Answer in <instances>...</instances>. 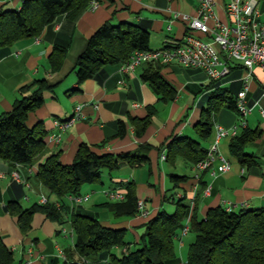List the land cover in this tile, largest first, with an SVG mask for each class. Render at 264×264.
<instances>
[{
  "label": "crops",
  "instance_id": "crops-1",
  "mask_svg": "<svg viewBox=\"0 0 264 264\" xmlns=\"http://www.w3.org/2000/svg\"><path fill=\"white\" fill-rule=\"evenodd\" d=\"M211 1L216 17L225 21V5L230 0ZM199 2L200 0H97L77 20L62 18L52 29L46 30L38 41L23 39L7 51H0V115L10 111L14 102L20 98V87L36 79L60 81L53 92L42 94L44 104L30 113L27 119L29 127L40 125L46 132L43 153L29 166L11 165L0 160V236L5 246L13 251L14 264H47L53 258L62 261L73 250L74 235L69 222L70 214L67 222L59 225L51 222L45 215L36 213L31 222V232L24 235L17 226V219L8 211H3L2 207L7 208L9 199L13 197H21L20 203L26 208L40 203L42 198L54 200L36 176L38 167L51 154H59V160L64 165L71 164L81 143L100 145L98 153L144 154L148 159L147 163L140 166L125 163L112 173L104 171L100 183L83 186L81 193L91 194V198L85 203L71 205L68 198L64 200L68 211L80 206L95 212L105 227L125 230L126 237L129 235L126 240L131 248L138 247L148 220L165 209L167 202L175 207L172 201L183 196L189 202L190 213L196 206L199 218H204L209 209L216 207L240 211L264 206V119L260 116L257 104L264 89V69L255 67L252 79L246 84L245 99L249 113L245 118V128L255 131L258 136L245 145L244 152L252 155L256 164L242 165L230 153L229 145L233 137H222L218 139V154L230 165V170L215 176L199 172L195 165L180 157L173 163L161 158L163 154L167 155L166 145L172 137L198 138L194 126L206 115L209 98V91L205 88L209 80L202 71L184 69L175 63L163 65L161 75L177 92L174 100L170 101L160 100L141 79L140 75L146 64L127 74L120 73L117 67H105L95 78L80 85L79 90L73 91L77 87L76 77H71L75 61L85 49L87 40L105 22L110 21L113 25L141 24L148 30L150 42L164 47L181 41L185 36L188 23L175 19V15L197 18ZM21 3L22 0H0V9H18ZM259 5L264 11V5L260 2ZM54 46L65 49L62 66L56 73L50 71L48 61ZM232 66L233 69L221 88L234 91L240 87L239 93L245 88V71L241 63L234 62ZM120 81L123 83H119ZM202 94H207L204 106L202 100L198 101ZM77 107H80L79 118L64 131H59L54 121L70 118ZM149 108L153 110L150 123L145 132L137 137L131 120L145 118ZM211 118L212 134L201 142L206 150L217 139V127L228 130L239 123L241 116L237 110L223 104L220 110L212 113ZM118 121L125 124L123 136L118 135ZM241 131L242 129L239 130ZM58 134L60 140L56 142L54 137ZM15 173L18 178L14 177ZM171 175L186 176L188 181L173 188ZM126 183H132L137 200L145 202L149 213L147 217L137 214L134 217H115L101 206L108 201L101 190L118 189ZM207 188L209 191L205 193ZM95 194L100 197L93 196ZM185 226L189 227V218L185 221ZM62 229L66 230L65 234L61 233ZM181 230L175 237V251L179 263H185L187 249L194 240V234L189 231L182 235ZM115 252L120 253L119 249H115ZM76 259L78 260L77 257ZM79 260L82 264L106 263L95 257Z\"/></svg>",
  "mask_w": 264,
  "mask_h": 264
},
{
  "label": "trees",
  "instance_id": "trees-1",
  "mask_svg": "<svg viewBox=\"0 0 264 264\" xmlns=\"http://www.w3.org/2000/svg\"><path fill=\"white\" fill-rule=\"evenodd\" d=\"M96 1L22 0L18 9H0V51H7L23 39L40 38L62 18L77 20ZM259 2L264 5V0ZM149 43V32L141 24L113 25L110 21L105 22L87 40L85 49L75 61L72 72L76 77L77 87L73 91L79 90L80 85L95 78L105 67L119 68L129 61L134 52L150 50ZM64 53V48L54 46L48 58L52 73L60 70ZM162 68L163 65L158 63L146 64L140 75L141 79L160 100H174L177 92L161 75ZM232 69L231 65L230 70ZM228 76L220 81H209L205 86L209 91L208 107L206 116L194 126L198 138L172 137L166 145L167 161L173 163L180 157L196 166L206 157L207 150L201 142L206 141L212 134V113L220 110L223 104L237 110L236 101L240 87L234 91L221 88ZM59 83V80L36 79L19 88L20 98L14 102L10 111L0 115L1 161L11 165L29 166L43 153L46 132L40 125L29 127L27 119L30 113L44 104L42 94L53 92ZM152 114L153 110L149 108L145 118L131 120L137 137L147 129ZM117 128L118 135L123 136L125 124L118 121ZM257 136L255 131L247 128L233 136L229 145L230 153L242 165L256 164L254 157L244 152V147ZM98 150H101L100 145L89 146L81 143L69 165H64L59 160V154L46 157L39 165L36 176L54 200L46 199L43 204L34 203L27 208L20 203L21 197H13L7 203L8 213L17 219V226L24 235L31 232V222L36 213L45 215L51 222L59 225L66 223L70 214L74 248L66 255V259L59 261L53 258L47 264H82L79 259L89 257L106 261L104 264H178L174 241L187 218L189 231L194 234V240L187 249V264H264V206L240 211H226L222 207H216L209 209L204 218H199L196 206L190 213L189 202L183 196L172 201L175 203L173 213L168 214L161 210L148 220L145 224L146 231L135 248H131L127 242L125 230L105 227L95 212L80 206L68 211L64 200L81 194L85 185L100 183L104 171L112 173L125 163L140 166L148 161L144 154L114 155L98 153ZM170 180L173 188H178L188 178L171 175ZM119 189L124 193V200H108L101 206L115 217H134L137 214L138 200L133 184H123ZM115 249H119L120 253H116ZM0 264H14L13 251L5 246L1 236Z\"/></svg>",
  "mask_w": 264,
  "mask_h": 264
},
{
  "label": "built area",
  "instance_id": "built-area-1",
  "mask_svg": "<svg viewBox=\"0 0 264 264\" xmlns=\"http://www.w3.org/2000/svg\"><path fill=\"white\" fill-rule=\"evenodd\" d=\"M225 16V21L219 20L215 15L213 2L200 0L197 18L189 19L186 15H175V19H182L188 23L185 36L181 41L156 50L134 52L129 61L118 68L120 73L127 74L143 64L169 65L175 63L184 69L200 70L209 81L216 82L230 74V66L234 62L242 64L245 71L243 76L245 88L238 93L236 101L241 119L238 124L228 130L217 127V139L208 148L206 157L196 164L199 172H208L211 176L230 170V165L218 154V139L226 136L233 137L240 129L246 127L245 118L249 113L245 99L246 84L252 79L255 67L264 69V11L259 1L230 0L225 5ZM260 103H264V89L257 102L260 116L264 119V105ZM79 111L80 107H77L75 114L70 118L65 121H54L57 129L62 132L70 127L79 118ZM54 138L58 142L60 134ZM161 158L165 160L166 156L163 154ZM217 162H219L218 165ZM14 177L18 178L16 173ZM208 191L209 188L205 190V193ZM101 194L109 201L124 200V193L119 188L103 189ZM67 198L71 205H80L88 201L91 194L81 193ZM45 202L46 198L40 200L42 204ZM136 208L138 216H148L144 201L138 200ZM226 211H231V209L228 208ZM188 232V226L181 230L182 235ZM61 233L65 234L66 230L62 229Z\"/></svg>",
  "mask_w": 264,
  "mask_h": 264
},
{
  "label": "rangeland",
  "instance_id": "rangeland-1",
  "mask_svg": "<svg viewBox=\"0 0 264 264\" xmlns=\"http://www.w3.org/2000/svg\"><path fill=\"white\" fill-rule=\"evenodd\" d=\"M162 46L163 45H161V44H156V43H154L153 41H151L150 42V48H152V49H160V48H162ZM72 76H75L74 75V73L71 75V77ZM206 97H207V94H202V95H200L199 97H198V101L199 100H202L203 101V106L205 105V101H206ZM197 101V102H198ZM206 116V115H205ZM194 138H195V136H194V134L192 135ZM183 173H185V170L183 171ZM182 173V174H183ZM180 174V173H179ZM106 186H108V184L106 183L105 184ZM93 196H96V197H100V195L99 194H95V195H93ZM164 211H166V213H168V214H171V213H173L174 212V210H175V207L173 206V205H171V204H169V202H167L166 204H165V209H163ZM190 236H191V234H190ZM129 237V235L127 234V237H126V239Z\"/></svg>",
  "mask_w": 264,
  "mask_h": 264
},
{
  "label": "water",
  "instance_id": "water-1",
  "mask_svg": "<svg viewBox=\"0 0 264 264\" xmlns=\"http://www.w3.org/2000/svg\"><path fill=\"white\" fill-rule=\"evenodd\" d=\"M2 210H3V211H7V208H6V207H2Z\"/></svg>",
  "mask_w": 264,
  "mask_h": 264
}]
</instances>
